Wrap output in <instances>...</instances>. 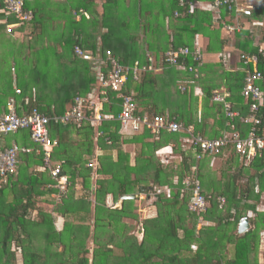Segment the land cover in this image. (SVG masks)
Returning a JSON list of instances; mask_svg holds the SVG:
<instances>
[{
  "label": "trees",
  "instance_id": "obj_1",
  "mask_svg": "<svg viewBox=\"0 0 264 264\" xmlns=\"http://www.w3.org/2000/svg\"><path fill=\"white\" fill-rule=\"evenodd\" d=\"M100 1L101 13L95 7L98 0H24L22 11L31 18L22 25L13 15L2 22L5 14H0V115L6 113L7 101L13 98L17 115L38 110L51 119L49 136L56 141L49 159L26 130L2 141L3 148L15 143L30 152H20L14 171L0 178V264H264L260 241L264 209L258 210L264 195V149L247 166L232 151L223 161L218 179L212 180L204 169L213 168V158L197 161L192 152L181 147L182 133L163 132L155 140L145 130H122L116 120L122 95L133 99L134 115L161 116L182 127L194 126L205 139H217L227 118L211 97L212 90L221 86L229 93L232 111L243 118L249 116V101L241 95L248 75L260 73L256 86L264 93V0H237L250 7V15L224 10L216 22L206 12L190 14L187 7L179 8L182 17L179 13L169 21L182 30L174 33L172 40L165 38L163 53L167 47L173 52L188 48L191 56L179 57L176 64L165 62L166 53L158 59L152 56L154 72L140 73L138 82L130 76L121 92L108 93L96 128L100 155L95 162L96 131L90 120L94 112L88 103H83V112L90 121L78 128L73 121L60 122L74 107L75 98L86 99L98 86L91 63L77 57L75 47L100 55L102 60L110 51L127 67L137 61L148 65L137 44L148 34L163 31L164 14L172 15L158 11L153 16L158 24L147 27L140 7L124 0ZM177 6L178 0L172 8ZM8 24L16 27L7 32ZM197 37L208 41L206 54L218 56L215 67L221 74L211 65L204 66V59L201 65L193 61ZM201 55L203 58V52ZM225 55L230 56V62ZM241 56L256 57V65L245 63ZM222 62L236 66L235 70L225 72ZM178 65L193 70L182 71ZM158 71H163L159 78ZM194 87H200L203 94L200 122L196 119L197 99L192 96ZM15 88L20 95L15 94ZM257 115L261 120L259 135L264 136V97ZM233 124L246 135L248 127L238 118ZM168 145L173 146L177 159L158 160L157 152ZM128 146L135 150L132 166L125 151ZM90 163L92 168L87 167ZM192 167L197 169L208 205L199 213L188 209L192 192L181 185ZM56 168L60 174L54 177L51 171ZM63 178L65 185L59 184ZM141 187L151 188L142 204L123 200L120 209L107 206L108 196L117 202L139 194ZM138 206L153 211L142 218ZM58 218L63 220L61 230L56 227ZM241 218L248 219L249 229L239 235L236 230Z\"/></svg>",
  "mask_w": 264,
  "mask_h": 264
},
{
  "label": "built area",
  "instance_id": "obj_2",
  "mask_svg": "<svg viewBox=\"0 0 264 264\" xmlns=\"http://www.w3.org/2000/svg\"><path fill=\"white\" fill-rule=\"evenodd\" d=\"M2 1L1 13L13 15L20 21L19 25L28 21L30 13L23 12V0H0ZM180 7L188 8V12L193 13L199 6L197 0H179ZM205 9L211 11L212 21L219 20L220 12L226 10L230 12L235 10L236 13H241L245 16L250 15V7L245 5H239L237 0H206ZM16 25L8 24L7 32L14 29ZM224 28L233 30V28ZM232 52V51H231ZM229 52H226L227 55ZM74 54L83 61L91 63V70L95 75V79L98 82V86L95 87L86 99L76 98L74 107L70 112L66 113L60 122L67 123L73 121L76 126H80L84 120L83 103H88L90 108L93 109L95 119L97 122L102 121L101 111L103 104L108 102V93L121 92L128 77H132L133 80H138L140 73L147 71H155L153 68L154 60L151 55L147 54V62L149 63L140 65L136 62L133 66L127 67L119 63V61L110 53L106 52V60H102L100 55H93L89 50H83L80 47H75ZM225 55L226 59L229 60ZM191 56L188 48H179L176 52L169 51L165 54V62L168 64H176L179 57ZM194 62L202 63L201 52L196 49L192 54ZM241 59L245 63H251L256 65V57L241 56ZM178 67L183 71L188 68L189 71L193 69L191 67L181 66ZM196 72V70H194ZM261 80L259 72L248 75L245 80V86L241 91L242 97L249 101V113L247 117H240L236 112L232 111L231 105L227 102L229 98L228 92L213 91L211 102L222 106L223 113L227 118V123L222 135L217 139H205L199 132L195 131L194 126L182 127L175 121H167L164 117L154 116L149 118L148 115H134L135 105L131 97L119 95L123 99L121 104V111L118 114L116 120L120 124L122 130L126 131L131 129L133 133H139L142 130L148 131L155 138H158L163 132L167 133H182L181 147L194 154L197 161H201L205 157H211L213 159L228 156L232 151L236 154L240 162H243L247 166L250 161L261 155V151L264 149V136L259 135L258 128L261 124L260 117L257 115L261 109L264 93L257 86V82ZM192 84V83H191ZM184 91V89H181ZM15 94L19 95L18 89H15ZM201 94V92H200ZM6 113L0 115V178L6 177L7 173H11L16 168L19 160V154L28 153L30 149L21 148L17 144H12L11 147L3 148V139L10 135H16L22 130H26L30 134L31 141L37 147H39L46 159H49L52 148L56 145V142L50 139L48 124L51 119L39 113L38 110H32L30 113H26L22 116L17 115L16 103L13 98L9 99L6 104ZM198 122L201 121V116L198 115ZM235 118L239 119L240 124L247 126L248 131L243 136L241 131L236 127ZM3 148V149H2ZM171 149V148H170ZM41 150L37 154L41 153ZM166 156H173L172 149L163 155V159ZM93 163L88 164L92 167ZM196 167H192V173L190 176L184 178L181 182L182 187L192 192V200L188 205V209L193 212H202L208 206L204 196L201 193L200 182L196 176ZM52 176H59V169L51 171ZM62 179L59 180V184H62ZM177 183V179H176ZM167 194L170 191L165 190ZM221 202H224L221 199Z\"/></svg>",
  "mask_w": 264,
  "mask_h": 264
},
{
  "label": "crops",
  "instance_id": "obj_3",
  "mask_svg": "<svg viewBox=\"0 0 264 264\" xmlns=\"http://www.w3.org/2000/svg\"><path fill=\"white\" fill-rule=\"evenodd\" d=\"M51 1H53V0H51ZM175 1L176 0H145V3L143 4V7L145 8V11H142V4H141L142 0H124V3H128V4L131 3V4L136 5L137 7H140L139 8V13L140 14H143L144 21L148 23L147 27L154 26V25L158 24L156 22V20L153 19V16L156 15V13L158 11L159 12L161 10H162V12L163 11H166V12L172 13V15H173L172 16V15H169V14H164L166 18L164 17V26H163L164 27V30L163 31L160 29L157 32L155 31L152 34H148L146 37H144L145 39L142 42H138L137 47L139 48V55L142 56V58L145 59L147 57V54L148 55H151V56H154V58L157 57V59H158V57L161 58L162 55H164L165 53H167L170 50V48L167 47L166 48V52L163 53V48L165 47V44L167 43V40H170V39L172 40L173 37H175L176 32L179 31V29L182 30L180 28V26L175 27V24H173V23H171L169 21V19H171V18H178L179 17V13H180V17H182V14H181L182 11L178 10L179 8H181L180 5H179V0H178L177 9L174 10V7L172 8L173 3ZM197 1L199 2V6L196 9V12L197 11L206 12V13H208V14L211 15V20H212L213 13L211 11H208L207 9H205V3H206V1L205 0H204L205 2L202 1V0H197ZM0 2H1L0 3V14H2L1 13V4H2V1H0ZM138 2L140 3V6H139V3ZM23 3H24V0H23ZM98 3L102 4V1L98 0ZM96 8H97V11H99L98 13H101L103 11V9L102 8L99 9L97 7V5H96ZM171 8H172V11H171ZM8 20H9L8 19V16L7 17L5 16L4 17V21H2V22H8ZM62 26L63 25H61L59 27L60 30H61ZM102 31L105 32V30H102ZM147 32H149V30H147ZM150 32H152V30H150ZM165 38H167V40ZM200 42L201 43L203 42L204 44L206 42V45H207L208 44V41L207 40H203V39H199L198 37L195 39V48H198V50L200 52H203V59H204L203 60V63H204V66H205V64L206 65H211V67H212L213 70H215V69L217 70L218 69V73L221 74L223 71H221L219 68H216L215 67V65L218 63V56L215 55V54H213V53H207L206 54L205 48L202 46V44ZM148 45L155 46V48H153V50H149ZM206 45H205V47H206ZM155 52H159V55L156 56V53ZM159 60H161V59H159ZM155 62H156V60H155ZM156 64H157V62H156ZM222 65L224 67L222 69H224L225 72H230L231 73V72H233L235 70L234 68H236V66H233V68H232V64L231 63L225 65L222 62ZM225 69H227V70H225ZM202 73L205 75L204 72H202ZM155 74H158L156 76L159 78V75L160 74H163V71L155 72ZM180 76H183V75L178 74L177 77H180ZM205 76H207V75H205ZM133 81L134 82H138L139 81V78H138V80H136V81L133 80ZM221 85H224V82H222ZM188 88H190V87H188ZM170 91H172V90H170ZM212 91L227 92L225 86H221L220 89H217V90L215 89V90H212ZM200 92H201V94H200ZM194 94H199V95H196V96H200L201 98L198 99ZM192 96L197 99V103H198L197 110H196V112H197L196 113V119L198 121V118L197 117H198V115H200L201 116L200 119L202 120V116H203V112L202 111L203 110H202V106L201 105H202V96H203V94H202L201 88L200 87H194L193 88ZM165 105H168V103H166ZM166 107H168V106H166ZM166 109H168V108H166ZM83 114H84V117H85L84 122L87 121V120H89V119H86V116H85V113L84 112H83ZM90 120H91L92 124L94 125V127H95L94 129L96 131V134H95L94 140H93V142H94L93 145H94L95 152H94V157H93V160H92V161H95L96 162V157L100 155V152L98 151V147H97V142H96L97 141V137L99 135V133L97 132L96 128L98 127L99 122H97V119H95V114L94 113H93V117ZM212 124H213V127H215L214 126V123H212ZM76 128H78V127H76ZM200 135H201V133H200ZM72 139L75 140L74 133H73ZM154 139L157 140V138H154ZM170 148L173 151V146L172 145H168V146L164 147L163 149L159 150L157 152V154H156L157 159L160 160V161H173V160H176L178 156L175 155L174 151H173V156H166L165 157L166 159H163L162 158L163 155H165L167 152H169L171 150ZM125 151L130 154V165L132 166L134 164V160H135V150H134L133 147L128 146V147L125 148ZM223 159H228V157L227 156L219 157V158H216L215 160L213 159L212 162L215 163L217 160H219L218 162H220V160L223 161ZM92 165L94 166V164H92ZM87 167L88 168H92V167H89V166H87ZM61 181H62V184L61 185H65L66 184V179L65 178H63ZM93 188H94V186H93ZM147 188L149 190L146 193H149L151 191V188L150 187H147ZM167 190L168 191H171L170 188H167ZM146 193L139 192V194H136V195L124 196L122 199L118 200L117 202H113L112 197L111 196H108L107 197V200H106V204H107V206H109L111 208L120 209V207L122 206V201L123 200H135L136 201L138 199L139 200L138 202L141 203L142 201H144V199L146 197ZM130 196H134L135 198L134 199H124L125 197H130ZM150 196H151V194H150ZM91 200L93 201L94 199L91 198ZM144 207H140V211L142 209L145 212L147 211L148 214H150V212L153 211V210H151L152 208L150 210H148L147 208H144ZM59 221H61V225H62L63 224V222H62L63 220L61 218H58L57 219V222H59ZM57 222H56V224H57Z\"/></svg>",
  "mask_w": 264,
  "mask_h": 264
},
{
  "label": "rangeland",
  "instance_id": "obj_4",
  "mask_svg": "<svg viewBox=\"0 0 264 264\" xmlns=\"http://www.w3.org/2000/svg\"><path fill=\"white\" fill-rule=\"evenodd\" d=\"M96 5H97V7L99 8V9H103V6H102V4H100V3H97V4H95V7H96ZM142 11H145V8L143 7V4H142ZM201 43V42H200ZM202 44V46L205 48V45H206V42H205V44L202 42L201 43ZM12 78H13V74H12ZM4 81H6V80H3V82ZM195 96L196 95H199V94H194ZM198 99H200L201 97L200 96H196ZM219 160H217L215 163H214V166H213V168H211V169H207V168H205L204 169V172H205V174L207 175V177H208V179H212V180H214V179H218V177H219V174H220V170L219 169H221L222 167H223V161H225V159H223V161L222 160H220V162H218ZM176 177L174 178V180H173V182H174V184H176ZM64 183V182H63ZM262 203H263V205H261V203H260V205L258 206V210H263L264 209V195L262 196ZM137 201V204L138 205H140V204H142V203H139L138 201V199L136 200ZM138 209H139V214H140V216L142 217V218H146V217H148V212L146 211H143L142 209H141V211H140V206H138L137 207ZM63 222V221H62ZM56 227H57V230H61L62 229V225H61V221H59V222H57V224H56ZM138 229H136V231H137ZM248 231V230H247ZM247 231H245V232H247ZM236 232H237V234H239L238 233V226H237V230H236ZM244 232V233H245ZM244 233H242V234H244ZM242 234H239V235H242ZM139 237H140V234H139ZM260 241H261V245H263L264 244V233H262L261 234V237H260ZM92 247H93V245H91V244H89V249H92ZM262 249V248H261ZM90 255H91V253H90ZM90 255H88V258L90 259ZM258 257H259V259H260V257H261V253L258 255ZM261 260H262V258H261Z\"/></svg>",
  "mask_w": 264,
  "mask_h": 264
},
{
  "label": "water",
  "instance_id": "obj_5",
  "mask_svg": "<svg viewBox=\"0 0 264 264\" xmlns=\"http://www.w3.org/2000/svg\"><path fill=\"white\" fill-rule=\"evenodd\" d=\"M149 189L147 187L139 188V192L146 193ZM134 196L125 197L124 199H134ZM249 229V221L247 218H241L238 224V233L242 234Z\"/></svg>",
  "mask_w": 264,
  "mask_h": 264
}]
</instances>
